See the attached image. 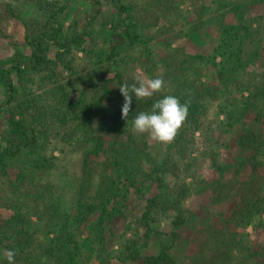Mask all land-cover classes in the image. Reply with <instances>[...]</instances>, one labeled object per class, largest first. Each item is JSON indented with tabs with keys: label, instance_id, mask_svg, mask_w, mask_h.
I'll list each match as a JSON object with an SVG mask.
<instances>
[{
	"label": "trees",
	"instance_id": "16d2710c",
	"mask_svg": "<svg viewBox=\"0 0 264 264\" xmlns=\"http://www.w3.org/2000/svg\"><path fill=\"white\" fill-rule=\"evenodd\" d=\"M107 2L110 16L99 0L2 5L0 25L20 22L25 34L21 45L1 34L13 53L0 59V264L8 250L15 264H264V15L253 13L264 0ZM200 33L197 53L174 46ZM138 69L165 86L133 96L126 121L120 86L142 78ZM166 95L187 102L188 116L156 149L132 121ZM203 158L214 182L195 170ZM209 192L216 215L187 204Z\"/></svg>",
	"mask_w": 264,
	"mask_h": 264
},
{
	"label": "rangeland",
	"instance_id": "374dc122",
	"mask_svg": "<svg viewBox=\"0 0 264 264\" xmlns=\"http://www.w3.org/2000/svg\"><path fill=\"white\" fill-rule=\"evenodd\" d=\"M7 1H13V0H0V12L3 10V4L6 3ZM102 4V10L104 11L106 16H110V13L113 11V9H111V6L108 4L107 0H99ZM185 9V8H182ZM33 8H30L27 15L28 14H32L31 12L33 11ZM111 11V12H110ZM253 13L255 15H264V6H261L257 9H255L253 11ZM191 21V20H189ZM169 23H166L165 20L161 21V25H166ZM89 26L87 24V21L84 19V17L81 18V31H89ZM95 30L96 31H105L104 28H102V22L101 20H98V22H96L95 25ZM152 31V30H151ZM154 31L150 32L147 31L145 34L150 35L151 33H153ZM2 33L4 34H8V35H12V37H14L15 41L18 44H22L24 41V34H25V29L22 26V24L20 22H12L9 20H5L3 21V23L0 25V59H7L12 53L13 51L11 50V47L8 45L6 39L3 38V35H1ZM207 39V37L205 36V34H197L192 36V38H182L179 39L178 41H176L174 43L175 47H179V48H186V50L189 53H197L200 49V46L202 45V43ZM161 54H164V51L160 50ZM79 58H82L83 55L82 53L78 54ZM83 68V65H82ZM138 73L142 76L143 79L147 80L149 79L148 77L143 75V72L138 69ZM210 82H212L213 84H216L217 81L214 80H210ZM2 95L1 91H0V96ZM264 110V107H263ZM255 115L252 113L244 122H243V126L244 127H249L252 125H255ZM5 120L4 123H2L1 127H0V133L3 134L4 129H5ZM258 125L261 127V129L264 131V119L261 122V125L258 123ZM240 130V128H236L235 130L232 131V133L229 134L228 136V141H229V145L227 147V149H224L223 151V157L229 161L234 160L240 153V149L237 147L234 138L237 134V132ZM199 135V134H198ZM199 137V144L202 145V138ZM149 139V138H148ZM150 144L152 147H156V149L158 148V145L160 146V144H157L155 142L150 141ZM162 146V145H161ZM200 147V146H199ZM58 155V153H56ZM103 159L102 158H94V164L96 166H100V164L102 163ZM76 162L79 163V161H74L73 163L67 165V170L69 171L70 177H69V181L71 183V187L72 189L70 190V196H69V206L73 205V202H75V197H76V184H75V174L77 172V169L75 167ZM195 170L198 172V174H200L203 178H206V180H208L209 182H214L218 177V173L212 169L210 162L208 161V159H200L197 163V166L195 168ZM191 180H188V182H190ZM211 193H207L204 196H198L193 198L192 200H190L189 202H187L188 205H190V203L193 206H202L203 208L208 209L209 211H211L213 213V215H216L218 211L222 210V206H215L214 204H212V200L210 198ZM139 196H136L134 198V207H135V212L137 211V213H140L141 208L143 207V203L141 204L140 202H138ZM230 206H233V202H229ZM229 206V207H230ZM132 221V220H130ZM125 224H119L118 225V232H122L125 228ZM252 235H253V239L255 240H260L262 241V239L260 237H258L257 234L254 233V231H252V229L249 230ZM196 247H193V249L191 251H194ZM147 253L151 254L153 253L152 250H149Z\"/></svg>",
	"mask_w": 264,
	"mask_h": 264
},
{
	"label": "clouds",
	"instance_id": "9594fccd",
	"mask_svg": "<svg viewBox=\"0 0 264 264\" xmlns=\"http://www.w3.org/2000/svg\"><path fill=\"white\" fill-rule=\"evenodd\" d=\"M164 86L165 81L162 77L147 80L136 78L131 85L125 83L120 86V92L124 97L122 119L128 120L133 96L137 102L145 101L163 92ZM187 116V102L181 103L178 97L166 95L154 102L149 112L142 111L135 116L131 131L133 134H147L149 140L157 144L168 145L174 142ZM6 256L8 264H15V251H6Z\"/></svg>",
	"mask_w": 264,
	"mask_h": 264
}]
</instances>
